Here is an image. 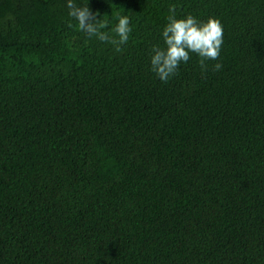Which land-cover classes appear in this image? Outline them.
I'll list each match as a JSON object with an SVG mask.
<instances>
[{"label": "trees", "instance_id": "obj_1", "mask_svg": "<svg viewBox=\"0 0 264 264\" xmlns=\"http://www.w3.org/2000/svg\"><path fill=\"white\" fill-rule=\"evenodd\" d=\"M74 2L129 42L69 27L67 0H0V264H264V0ZM173 7L224 43L164 83Z\"/></svg>", "mask_w": 264, "mask_h": 264}, {"label": "clouds", "instance_id": "obj_2", "mask_svg": "<svg viewBox=\"0 0 264 264\" xmlns=\"http://www.w3.org/2000/svg\"><path fill=\"white\" fill-rule=\"evenodd\" d=\"M68 15L77 23L69 22V27H74L84 33L88 39L96 38L103 43L115 46L116 51H121L122 46L129 42L132 31L130 18L127 15L115 13L117 22L111 31H104L109 27L107 19H100L98 13L90 11L88 4L79 6L74 0H67ZM172 13L167 17L168 23L162 30L165 47L153 46L151 55V70L164 83L178 74L181 63L190 60V53L199 57L202 72H207L206 61H219L222 45L224 43L223 25L219 19L209 17L207 21H199L192 15L177 18L175 8H170ZM223 65L215 63L212 71L221 70Z\"/></svg>", "mask_w": 264, "mask_h": 264}]
</instances>
